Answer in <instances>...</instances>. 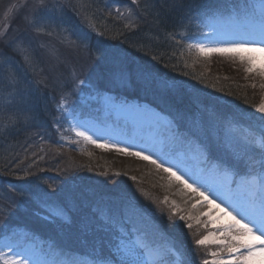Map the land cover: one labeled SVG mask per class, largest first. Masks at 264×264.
I'll return each mask as SVG.
<instances>
[{
    "label": "rangeland",
    "instance_id": "rangeland-1",
    "mask_svg": "<svg viewBox=\"0 0 264 264\" xmlns=\"http://www.w3.org/2000/svg\"><path fill=\"white\" fill-rule=\"evenodd\" d=\"M51 1L53 3L56 2V0H43V4L50 5L52 3ZM150 2L151 0H136L135 3H133V0H118L119 6L115 9L119 14H124L122 21L124 26H134L137 23V19L134 17H137L138 12L142 13L145 11L149 7ZM3 6V9H0V33H5L13 29L18 30L21 22L31 23V17L34 13L31 11L34 7H41V0H6ZM47 13H50V10ZM7 16L10 17L5 20ZM47 22L52 23V20L48 18ZM32 29H35V26ZM33 32L35 34L38 33L37 30H33ZM50 32L51 35H42L40 43H38V51L36 52L38 53V62L40 65L35 67L34 71L31 70L33 79L38 86L46 87L47 89H53L54 84L60 86L61 80L70 83L71 87L76 86L79 80H84L87 84H84V87H80L82 90L75 98L73 97L74 94L66 96L69 91H62L61 89L63 87H61L59 94L56 93L58 95L54 99L58 100L65 96L67 98L61 107L57 109L56 114H58V117L71 114L73 109L78 111L76 115L77 119L74 116L75 114L71 115V125L64 123L63 127H65L64 129L68 134H72L82 142V150L78 153L74 151L69 155L65 153L64 155L49 153V157H44V159H48L47 165L55 161L57 163V169L65 174H68L69 171L74 169L79 170V176L82 177L83 174L89 176V179L86 181L87 184L101 182L100 184L104 188H111L119 194L121 197L119 199L121 205H134L137 208L142 207L144 213L148 215V219L153 222L165 224L169 221H174L185 233L194 237L195 243L204 236L213 234L216 238L227 239L226 236L221 235L222 231L227 230L226 226L219 223L222 222L221 219L229 221L236 213L231 211L229 206L227 208L222 205L224 200L222 196L220 198L213 197L215 193L201 186L195 178L183 177L179 169L184 165L179 161V156L177 160L169 156V158L163 157V153H166L165 150L168 148L170 138L169 126L171 119L169 114L174 115L173 110L176 111V114L180 116L177 118V121L180 123L179 126L184 129L185 133L191 130L198 137L208 135V138L205 140L206 146L203 145L204 149L200 148L202 153H207L208 149L211 153L214 149L224 148L222 143L219 144L221 140L226 141L233 138L230 142L231 145L235 144L236 139L234 138L239 131L231 130L229 125L223 127V123H218L223 116L224 112L222 107L225 103L232 106L242 105L241 112L248 117L246 119L247 126L257 127L260 132L262 131L264 133V118H262L261 113L256 111L258 106L264 104V52L255 50L213 51L212 49L218 48L204 47V45L198 46V37H201L200 35L197 38H193V44L191 42L187 43L188 60L186 63L188 67L195 68L199 72V75L197 77L192 75V78L186 81L177 80L179 82H185L187 85H184L183 88H190L189 91L197 96V98L190 96L192 98L190 102L194 103L193 106L190 108H175V106L168 104L165 106L164 100H166V97L160 95V93H152V95L147 93L142 94L141 97L144 100L141 104H137L136 102L125 103L122 101H115V103L109 102L106 106L109 109L115 107L113 111H116L117 114V117L113 118V123H117L113 126L115 138L107 136L103 139L96 140V143H92L84 138L88 136L87 133L90 129L99 128L97 130L106 131L102 129L104 127L92 125L91 119L87 117L81 118L82 112H88L90 109L91 115L95 113V107L92 103L95 96L90 95L93 94L92 92L84 90L89 89L90 86L102 89L106 87L107 83L113 86L119 85V83L116 79H108V76L112 72L108 73V76H102L94 71L95 63L92 61L91 55L86 51L85 46L69 44L65 47H60L55 45L51 40L54 35L52 31ZM54 39L56 40V38ZM201 46H203L204 51L200 50ZM15 49L16 53L20 56L22 50L16 46ZM29 53L31 54L29 59L33 60L36 55L32 50ZM21 62L22 66L27 70L29 68L28 62ZM99 77L102 80L100 83L97 81ZM55 92H57L56 89ZM135 94L138 97L139 92H135ZM77 101L82 103V105H79ZM178 101L180 103L182 101L189 103V100ZM147 103L150 106L162 107L167 113L162 116L158 115L157 111L152 109ZM161 113L163 112L161 111ZM214 127L216 131H223L225 133L224 137L219 136L215 139L216 131H213ZM236 128H238V125ZM229 131L232 137L227 135ZM78 132L84 133V136L77 135ZM88 137L91 138V136ZM255 140L258 146L257 148L260 149V154L264 157V149L261 148V145L264 144V134L257 135ZM98 144L104 145V147H98ZM239 144L248 145L241 138ZM117 148L125 149L126 151H117ZM250 150L247 155H242L241 158L237 159L233 157L232 161L239 166L247 167V165H251L253 168L256 162L260 160V157L253 156ZM167 151H172V148ZM129 152H140L142 155L149 156L150 159L156 160L162 167L158 168L156 164L150 163L149 160L129 155ZM193 154L190 152L191 157L194 156ZM32 156L35 157L34 154ZM9 160L14 159L10 157ZM127 163H129V166L126 165ZM10 165L15 166L13 162H10ZM25 167L33 168L38 172L40 166L32 163ZM163 168H171L177 176H180L188 184H191L193 188L204 192L209 200L214 201V204L209 205L205 201L204 204L203 199L189 188H187L188 192H190L189 195L187 194L190 196L189 203L186 202V199L184 202H181L179 200L181 197L175 199L173 196L175 192L171 195L168 192L169 190H167V185L173 183L176 189L177 187L180 189L178 191H182L185 186L179 183L174 177H170L167 172L163 171ZM89 171L95 174L93 175ZM110 175L117 176L118 180H112L114 182H110L109 185H104L103 179L105 176ZM200 178L205 181L209 180V176L203 177L201 175ZM1 194L6 195V192L2 190L0 197ZM1 201L12 203L13 199L5 196L3 199L0 198V203ZM216 204H219L220 207L216 208ZM12 207H16V204H13ZM217 212L221 213V219L216 218ZM228 212H231L232 215H226ZM203 213H208V215H204ZM180 216H183L184 219L181 220ZM188 224H191V228L187 227ZM205 225L207 230L212 231L207 232L203 230ZM45 234L51 236L49 233ZM14 236V242L6 239V237L0 238V253L13 260H26L28 264H47L45 255L38 250L39 244H34L36 246L34 247L32 243H26L22 235ZM253 241L254 239H250L251 243ZM20 242L22 244H19ZM253 244L256 245L255 250L258 249L259 251L261 248H264V245H260L259 242ZM197 246L200 253H204L203 250L206 246L223 251L227 247L226 245L214 243L212 240H209L204 245L197 244ZM213 253L215 252L213 251ZM241 253H246V250L230 254L233 256L232 258H230V255L212 260L209 257L206 258L208 260L210 259L208 261L209 264H212L214 260L219 264L220 261L235 260ZM254 260L253 258L250 264H260V261ZM261 264H264V262Z\"/></svg>",
    "mask_w": 264,
    "mask_h": 264
},
{
    "label": "trees",
    "instance_id": "trees-1",
    "mask_svg": "<svg viewBox=\"0 0 264 264\" xmlns=\"http://www.w3.org/2000/svg\"><path fill=\"white\" fill-rule=\"evenodd\" d=\"M65 1V2H63ZM107 0H62V6L72 15L71 22L75 32L80 33L84 29L93 28L97 35L101 36L107 43L112 44L113 49L107 53L104 49H98L96 55L100 58H104L103 61L114 64L119 62L125 68L130 64L132 66L133 60H137L139 65L148 68L151 71L160 74H165V77H171L176 80H186L188 74L199 75L198 71H194L183 65L184 63L177 60L176 47H172L170 44L172 40L180 32L185 33L184 24L178 21H173L167 18H159L158 15L148 14L144 15L138 25L124 26L121 22L116 21L112 16H106L104 9ZM160 1V0H158ZM6 0H0V9H3V5ZM153 13V12H150ZM11 16V15H10ZM9 16V17H10ZM43 16H47V12H44ZM41 15L37 16L36 28H41L42 25L38 23ZM6 18L5 20H7ZM70 23L66 21L61 25L68 26ZM191 26V25H190ZM189 28L186 30L188 32ZM72 27V23L70 25ZM134 27V28H133ZM184 30V31H183ZM66 32V28L64 27ZM192 31V30H190ZM63 44H67L66 38L62 36ZM167 40V41H166ZM27 48L26 42H17L14 47ZM107 49V48H105ZM196 72L197 74H194ZM178 78V79H177ZM17 143L23 144L22 141L14 138L13 140H6V142H0V172H5L10 169L8 166L10 163L9 158L13 156V150H15ZM54 150H51V152ZM19 170H16V175ZM37 187L44 184L42 180L37 179ZM38 199V198H35ZM31 205V202L27 204ZM36 204H33L32 210L34 213L39 212L34 208Z\"/></svg>",
    "mask_w": 264,
    "mask_h": 264
},
{
    "label": "snow or ice",
    "instance_id": "snow-or-ice-1",
    "mask_svg": "<svg viewBox=\"0 0 264 264\" xmlns=\"http://www.w3.org/2000/svg\"><path fill=\"white\" fill-rule=\"evenodd\" d=\"M136 0H133L135 3ZM41 6L43 5V0H41ZM37 32L42 31V29L37 28ZM51 35V32L47 33ZM261 41H264V24H262L259 33L257 34ZM201 51H204L203 46L200 48ZM213 51H236V50H255L264 52V47H252L246 48L244 43H237L232 45L231 47L224 49H212ZM251 59V58H250ZM256 111L262 114V118H264V104H261L256 108ZM77 135L84 136V133L78 132ZM85 139L89 140L92 143H96V141L91 140L90 137L85 136ZM98 147H104V145H97ZM261 148L264 149V144L261 145ZM117 151H126L125 149L117 148ZM129 155H134L140 157L144 160H149L150 163L156 164L158 168L162 167L161 164H158L156 160L150 159L149 156L142 155L140 152H129ZM163 171L167 172L170 177H174L179 183L183 184L186 188L192 189V191L196 192L207 204H214L213 200H209L207 196H205L204 192L200 191L197 188H193L191 184H188L184 179L180 176H177L175 172L171 170V168H163ZM223 176L227 181L230 178V173L227 169L223 170ZM242 184L247 186L248 189V197L252 201V207H242V213H248L251 216V223H249L245 217L242 215L241 219H237L235 216H232L233 223L231 225L226 226V231L221 232L222 236H227L229 239H219L216 238L215 235H206L202 239L196 241L198 245H204L209 240L212 242L226 245L228 247L229 253L241 252V249L246 250L245 253H241L239 257L232 261H220L219 264H250V261L256 257L261 256L264 257V248H261L258 252L255 250L256 245L250 242V239H254L259 241L260 245H264V159L261 161V170L259 173L252 174L249 173L242 181ZM259 200V208L258 210L254 207L255 200L257 198ZM195 207V205H193ZM216 208H219V204L215 205ZM204 215H208V213H203ZM226 215H232L231 212L226 213ZM180 219L183 220L184 217L180 216ZM244 221V222H242ZM187 227L191 228V224H188ZM116 252L121 254V259L118 261H109L106 259H99L96 261V264H162V258L159 253H154L152 250L148 248L146 244L139 242H128L125 243L121 241L120 244L115 246ZM211 255L215 256L216 253H211ZM0 264H28L26 260H13L6 257L4 254L0 253ZM204 264H209L207 260L204 261ZM212 264H217V261H212Z\"/></svg>",
    "mask_w": 264,
    "mask_h": 264
},
{
    "label": "bare ground",
    "instance_id": "bare-ground-1",
    "mask_svg": "<svg viewBox=\"0 0 264 264\" xmlns=\"http://www.w3.org/2000/svg\"><path fill=\"white\" fill-rule=\"evenodd\" d=\"M128 164H129V163H127L126 165L129 166ZM171 185H172V186H171ZM171 185H167V190H169L168 192H169L171 195H173L174 192H175V194L173 195V196L175 197V199H176V198L178 199V197H181V198H179V200H180L181 202H184L185 199H186V202H187V203L190 202V196H188L190 192H188V190H187L186 187H183V190H182V191H178V190H180L178 187H177V189H176V188H175L176 186H174L173 183H171ZM175 189H176V191H175ZM180 194H181V196H179ZM187 194H188V195H187ZM187 200H188V201H187ZM205 210H206V209H205ZM206 211H207V210H206ZM221 221H222V222H225V221H226V223L228 222L226 219H221Z\"/></svg>",
    "mask_w": 264,
    "mask_h": 264
}]
</instances>
